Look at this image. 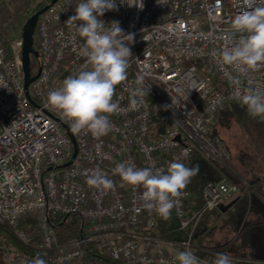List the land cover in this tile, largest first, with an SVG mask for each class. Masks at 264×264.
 <instances>
[{"label": "built area", "instance_id": "1", "mask_svg": "<svg viewBox=\"0 0 264 264\" xmlns=\"http://www.w3.org/2000/svg\"><path fill=\"white\" fill-rule=\"evenodd\" d=\"M122 2L116 0L118 10L100 18L106 24L118 21L125 34L134 36L128 79L117 86L114 100L127 109L129 90L136 87L138 77H143L148 94L137 110L113 114L111 131L98 139L83 131L74 133L57 110L46 106L48 93L85 61L80 54L84 41L65 23L81 0H58L39 16L35 42L41 65L28 90L22 37L11 42L9 51L0 38V225L7 230L0 233V241L9 245L3 250L12 253L11 264H31L37 255L47 264H179L177 253L188 249L204 264H213L216 254L225 252L197 244L196 236L207 213L222 203L230 207L241 194L228 177L205 187V205L195 212L191 191L182 190L171 215L185 239L167 242L151 235L163 218L143 207V188L121 187V178L112 169L131 161L137 168L166 172L174 158L190 164L195 149L229 167L228 150L209 136L210 128L222 109L242 105L234 98V78L240 79L242 93L254 89L264 94V65L239 75L230 66L222 68L212 52L224 47L231 21L248 10L252 0ZM256 5L264 6V0H255ZM157 106L174 121L159 134L153 129ZM66 127L78 146L68 167L64 165L74 149ZM97 168L113 181V189L87 185L85 173ZM69 214L82 218L84 239L60 246L48 220ZM11 241L25 250L11 247ZM84 243L94 244L109 262L89 256ZM231 258L232 264L252 263Z\"/></svg>", "mask_w": 264, "mask_h": 264}, {"label": "clouds", "instance_id": "2", "mask_svg": "<svg viewBox=\"0 0 264 264\" xmlns=\"http://www.w3.org/2000/svg\"><path fill=\"white\" fill-rule=\"evenodd\" d=\"M141 2L143 4V0ZM254 4L252 0L248 10L233 18L224 47L212 52L222 68L230 66L239 75L264 65V6ZM129 5L134 4L129 0ZM114 10H118L116 0H81L77 5L75 15L65 23L84 41L80 54L85 61L75 74L69 75L59 88L47 95L46 106L57 110L74 133L83 131L97 139L111 131L113 114L137 110L148 94L143 77H138L136 87L129 90L127 109H121L119 100H114L117 86L128 79L130 45L134 42L133 34H125L118 21L106 24L100 19ZM232 83L237 86L234 98L247 108L248 115L264 120V94L254 89L242 93L238 77ZM198 172V165L187 167L175 158L168 163L166 172L137 168L131 161L118 163L112 169L113 175L121 178V187H142L143 207L149 213L155 211L164 220L170 219L182 190ZM85 176L90 188L107 191L114 187L113 181L99 168ZM176 260L179 264H204L191 249L178 252ZM31 264L47 262L37 255ZM213 264H232L231 254L217 253Z\"/></svg>", "mask_w": 264, "mask_h": 264}, {"label": "trees", "instance_id": "3", "mask_svg": "<svg viewBox=\"0 0 264 264\" xmlns=\"http://www.w3.org/2000/svg\"><path fill=\"white\" fill-rule=\"evenodd\" d=\"M51 3L52 0H45L42 2L36 1V6L31 16L41 9L50 6ZM4 41L7 51H9L11 41L5 39ZM34 48L37 50L36 42ZM40 65V57L32 55L30 59L32 75H37ZM252 122L262 127L264 126V120H261L259 117H250L244 105H228L218 113L217 119L210 128L209 136L211 138H218L219 141L226 146L222 138V132L224 130L237 128L241 129L243 132H247L249 127L254 124ZM168 125H174V121L162 108L157 106L153 119L154 132L156 134L164 132ZM226 148L229 153L227 146ZM196 165L199 166V172L187 185L191 191L190 203L192 212L201 210L204 207V189L209 183L220 182L224 177H228L234 184L239 186L241 194L232 202V205L223 212L227 214V224H229L231 230L238 236V241L241 242V245L239 248L232 247L229 252H225L231 255L234 254L232 256L235 257H246L252 261L251 264H264V169L262 170V174L256 171H247L246 176L241 178L228 167L223 166L217 161L205 158L199 150L195 149L191 163L185 164V166L195 167ZM246 184L249 185L253 191L249 192ZM218 210L220 211V209H217L212 213L216 214ZM212 213H207L202 219L197 230V240L204 241L213 234L204 229L207 217L212 215ZM48 223L54 230L60 246L84 239L85 225L78 214L50 216ZM6 232L7 230L0 225V233L4 234ZM151 235L167 242H178L185 239V233L180 229L173 215H171L168 220L161 219L158 222L157 229L151 233ZM0 244H2L1 241ZM10 245L18 250H25L14 241H11ZM83 249L89 256H94L104 262H109L104 253L98 251L94 244L84 243ZM2 252L8 253L0 249V254H2ZM8 263L11 264L12 259H9Z\"/></svg>", "mask_w": 264, "mask_h": 264}, {"label": "rangeland", "instance_id": "4", "mask_svg": "<svg viewBox=\"0 0 264 264\" xmlns=\"http://www.w3.org/2000/svg\"><path fill=\"white\" fill-rule=\"evenodd\" d=\"M36 1L42 2L45 0L18 4L0 0V38L11 42L21 38L22 29L31 17V13L36 6ZM254 124L249 127L247 132H243L237 128L222 132V138L230 153L228 168L241 178L246 176L247 171H256L262 174V170L264 169V126ZM221 207L222 211L227 209V205L224 203H222ZM210 223L215 224V231L217 233L215 236L213 233L212 236L206 238L203 242L204 246L215 250L223 249L235 240V234L227 230L228 228L219 217L215 216ZM218 228L220 229L217 230ZM2 244L4 246L2 250L9 246L7 242H2ZM240 245L241 242L235 240L230 248L224 249L226 252H229L232 247L238 248ZM11 249L14 250V248ZM9 259H13L12 253L2 252L0 254V264H9Z\"/></svg>", "mask_w": 264, "mask_h": 264}, {"label": "water", "instance_id": "5", "mask_svg": "<svg viewBox=\"0 0 264 264\" xmlns=\"http://www.w3.org/2000/svg\"><path fill=\"white\" fill-rule=\"evenodd\" d=\"M58 0H52L51 4H55ZM49 6L41 9L40 11L33 14L26 24L24 25L22 29V40H23V51H22V60H23V71H24V78H25V88L26 90L29 89L30 85L37 79L38 75H32L31 69H30V59L31 56L34 55L36 57H39V52L35 50L34 44H35V31H36V25L38 22V18L41 14H43ZM32 103L35 105L34 101L32 100ZM67 135L70 137L72 144H73V155L72 158L68 163L64 165V167H68L71 165L78 153V146L76 143V140L72 134V132L66 127ZM235 170V169H234ZM236 172V170H235Z\"/></svg>", "mask_w": 264, "mask_h": 264}, {"label": "crops", "instance_id": "6", "mask_svg": "<svg viewBox=\"0 0 264 264\" xmlns=\"http://www.w3.org/2000/svg\"><path fill=\"white\" fill-rule=\"evenodd\" d=\"M246 186L247 187H249V189H251V191H253V189L249 186V185H247L246 184ZM250 191V192H251ZM222 206V205H221ZM219 207L218 209H220V211H222V207ZM227 208H229V206L227 205ZM226 210V209H225ZM224 210V211H225ZM219 210L217 211L218 213H216V214H214V213H212V215H210V216H208L207 217V220H206V222H205V224H204V229L206 230V231H210V232H212V233H214V236L216 235V233H217V231H215V224L214 223H210L211 222V220L212 219H214V217L215 216H217V217H219L223 222H224V224L226 225V227L228 228L227 230L228 231H232L231 230V227L229 226V224H227V214H225L223 211L222 212H220ZM205 217V216H204ZM203 217V218H204ZM220 228H218L217 230H219ZM233 232V231H232ZM234 233V232H233ZM235 234V233H234ZM213 235V234H212ZM211 235V236H212ZM213 239V238H212ZM215 240V239H214ZM235 240H237L238 241V236L235 234ZM235 240H233V242H231V244H227L228 246L227 247H224V248H230L233 244H234V241ZM196 242H197V244H201V243H203L204 241H199V240H197L196 239ZM239 248V247H238ZM230 251V250H229ZM232 255H234V254H232ZM238 258H243V259H248V258H246V257H243V256H238ZM249 260V259H248Z\"/></svg>", "mask_w": 264, "mask_h": 264}]
</instances>
